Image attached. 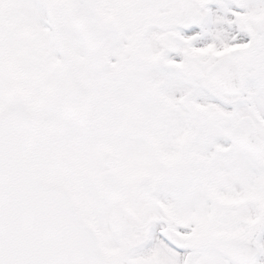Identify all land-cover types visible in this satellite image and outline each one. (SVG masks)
I'll return each mask as SVG.
<instances>
[{
	"label": "snow or ice",
	"instance_id": "obj_1",
	"mask_svg": "<svg viewBox=\"0 0 264 264\" xmlns=\"http://www.w3.org/2000/svg\"><path fill=\"white\" fill-rule=\"evenodd\" d=\"M0 264H264V0H0Z\"/></svg>",
	"mask_w": 264,
	"mask_h": 264
}]
</instances>
